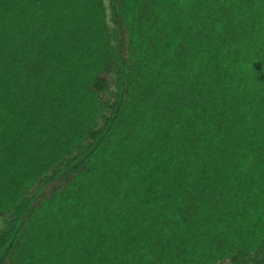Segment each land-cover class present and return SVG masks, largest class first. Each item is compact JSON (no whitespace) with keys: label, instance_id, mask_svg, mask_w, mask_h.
I'll return each mask as SVG.
<instances>
[{"label":"trees","instance_id":"16d2710c","mask_svg":"<svg viewBox=\"0 0 264 264\" xmlns=\"http://www.w3.org/2000/svg\"><path fill=\"white\" fill-rule=\"evenodd\" d=\"M0 264H264V0H0Z\"/></svg>","mask_w":264,"mask_h":264}]
</instances>
